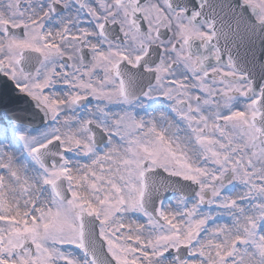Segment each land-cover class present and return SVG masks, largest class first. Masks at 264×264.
<instances>
[{
  "label": "snow or ice",
  "instance_id": "snow-or-ice-1",
  "mask_svg": "<svg viewBox=\"0 0 264 264\" xmlns=\"http://www.w3.org/2000/svg\"><path fill=\"white\" fill-rule=\"evenodd\" d=\"M0 264H264V0H0Z\"/></svg>",
  "mask_w": 264,
  "mask_h": 264
},
{
  "label": "water",
  "instance_id": "water-1",
  "mask_svg": "<svg viewBox=\"0 0 264 264\" xmlns=\"http://www.w3.org/2000/svg\"><path fill=\"white\" fill-rule=\"evenodd\" d=\"M15 92L12 91L10 85L4 84L0 81V97L4 98V102L7 106H18V107H26L24 101L17 98Z\"/></svg>",
  "mask_w": 264,
  "mask_h": 264
}]
</instances>
